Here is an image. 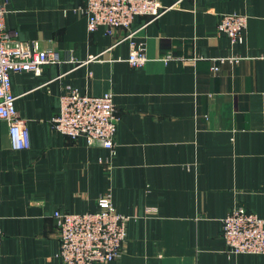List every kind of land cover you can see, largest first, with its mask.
<instances>
[{
    "label": "crops",
    "instance_id": "obj_1",
    "mask_svg": "<svg viewBox=\"0 0 264 264\" xmlns=\"http://www.w3.org/2000/svg\"><path fill=\"white\" fill-rule=\"evenodd\" d=\"M0 1L16 40L60 57L10 74L29 148L14 150L0 119V264H61L54 211L94 212L104 194L129 221L123 254L101 264H264L222 237L233 207L264 220V0H158V18L112 36L89 33L86 0ZM223 14L246 17L241 42L218 32ZM130 40L145 49L140 68ZM72 89L112 94L113 152L53 127Z\"/></svg>",
    "mask_w": 264,
    "mask_h": 264
},
{
    "label": "built area",
    "instance_id": "obj_2",
    "mask_svg": "<svg viewBox=\"0 0 264 264\" xmlns=\"http://www.w3.org/2000/svg\"><path fill=\"white\" fill-rule=\"evenodd\" d=\"M79 10L87 20L89 33L104 27L110 36L117 29H130L137 16L153 20L164 12L158 0H86ZM5 16L6 9L0 1V119L9 126L12 148L23 150L29 148V133L25 120L15 109L10 74L39 75L44 66L60 62V57L52 49H41L36 42L16 40L5 26ZM246 23L243 15L223 14L217 30L232 43H239ZM261 56L264 58V50ZM172 58L168 54L163 60ZM147 60L143 46L130 40L128 64L140 68ZM118 120L111 93L89 96L72 89L60 96L53 127L72 140L83 138L89 146H102L113 152ZM96 203V211L84 214L54 211L60 244L57 257L61 264L108 263L123 254L129 217L115 211L110 194L99 196ZM222 237L230 254H264V220L243 207L230 209L222 222ZM2 238L0 229V255Z\"/></svg>",
    "mask_w": 264,
    "mask_h": 264
}]
</instances>
